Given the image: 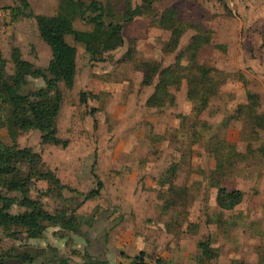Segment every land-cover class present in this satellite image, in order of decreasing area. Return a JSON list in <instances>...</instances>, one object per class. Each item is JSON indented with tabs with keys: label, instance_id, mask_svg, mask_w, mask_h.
<instances>
[{
	"label": "rangeland",
	"instance_id": "1",
	"mask_svg": "<svg viewBox=\"0 0 264 264\" xmlns=\"http://www.w3.org/2000/svg\"><path fill=\"white\" fill-rule=\"evenodd\" d=\"M25 1L33 15L52 16L58 7V0ZM97 1L106 7V23L120 22L128 6L142 4ZM150 1V14L124 24L123 45L101 61H91L72 32L66 35L76 49V76L71 90L59 84L57 136L67 147L42 145L36 130L16 139L18 148L40 156L36 170L50 171L66 187L58 195L52 184L32 179L26 196L65 220L46 224L35 239L0 227V259L12 253L14 264L21 255L32 264H136L137 258L145 264H264V0ZM170 6L186 31L167 53L168 33L157 22ZM0 12L7 73L13 48L46 67L50 51L20 1L0 0ZM105 28L73 13L72 30ZM143 62L174 66L182 75L170 89L173 105L157 108L151 97L156 79L143 84ZM29 82L30 89L44 86L41 79ZM0 141L12 144L4 128ZM19 167L23 178L30 166L22 161ZM9 182H0V192L21 199L20 192H7ZM98 182L100 194L85 201ZM218 187L240 191L241 202L219 208ZM23 211L18 204L11 209Z\"/></svg>",
	"mask_w": 264,
	"mask_h": 264
},
{
	"label": "trees",
	"instance_id": "2",
	"mask_svg": "<svg viewBox=\"0 0 264 264\" xmlns=\"http://www.w3.org/2000/svg\"><path fill=\"white\" fill-rule=\"evenodd\" d=\"M24 16L33 18L41 40L50 51V60L46 67H35L32 63L20 56L18 48H13L10 53V61L13 64L12 74L6 71V60L0 54V129H6L11 140V146L0 141V182L9 178L7 192H20L21 199H15L3 195L0 192V227L8 230L10 236L16 235L13 229H20L27 237L41 238L46 230V224L57 225L63 223L65 217L52 215L43 210L36 200L26 196L28 185L32 179L44 180L57 189L58 195L66 187L50 171L39 172L36 168L40 165V156L30 149H20L16 146L18 134L22 131L36 130L40 134L42 145L67 147V141L57 136V119L59 116L63 95L59 84L67 90H71L75 84L76 76V49L66 41V35L72 32L75 43L83 46L91 61H101V55L115 51L123 45L122 30L124 24L144 14H150L151 1L142 0V4L131 8L128 6L122 15L120 22H107V10L103 3L97 0H58L57 11L52 16L33 15L25 0H19ZM147 7L143 8L144 3ZM153 12V11H152ZM73 13L79 15L80 20L87 24L103 25L102 31L72 30ZM152 14V13H151ZM157 26L168 33V39L164 44V51L172 53L178 47L182 35L185 33L183 23L179 21L177 7L170 6L159 15ZM194 36L187 46L194 43ZM104 62V59H102ZM140 69L143 70V84L153 85L151 97L156 100L157 108H163L166 104L173 105V95L170 92L180 84L181 76L177 74L174 66L161 68L156 62H143ZM178 64V63H177ZM176 64V65H177ZM177 67V66H176ZM41 79L43 87L30 89L29 79ZM180 79V80H179ZM176 85V86H175ZM188 91L186 96H188ZM198 96V95H197ZM251 100V95H248ZM251 97V98H250ZM188 98V97H187ZM85 93H80L82 103L86 102ZM25 161L29 170L25 177H20V163ZM220 170V168H218ZM92 174L94 170L92 168ZM6 187V184L4 185ZM101 183L97 188L86 195L84 200L94 198L100 194ZM160 188L165 189L166 184L160 182ZM170 188V187H168ZM53 189V190H54ZM50 188L47 194H51ZM242 200L240 191L228 192L223 187H218L216 204L223 210H231ZM18 204L25 209L20 213H12L11 209ZM13 232V233H12ZM200 246H208L200 243ZM18 264H32L28 255L17 258ZM136 264H145L141 258H137ZM14 255L8 253L0 259V264H14ZM55 264H69L67 259H60ZM90 264H104L92 262Z\"/></svg>",
	"mask_w": 264,
	"mask_h": 264
},
{
	"label": "built area",
	"instance_id": "3",
	"mask_svg": "<svg viewBox=\"0 0 264 264\" xmlns=\"http://www.w3.org/2000/svg\"><path fill=\"white\" fill-rule=\"evenodd\" d=\"M5 17V13L4 12H0V21L2 20V17Z\"/></svg>",
	"mask_w": 264,
	"mask_h": 264
},
{
	"label": "crops",
	"instance_id": "4",
	"mask_svg": "<svg viewBox=\"0 0 264 264\" xmlns=\"http://www.w3.org/2000/svg\"><path fill=\"white\" fill-rule=\"evenodd\" d=\"M75 62H76V58H75Z\"/></svg>",
	"mask_w": 264,
	"mask_h": 264
}]
</instances>
